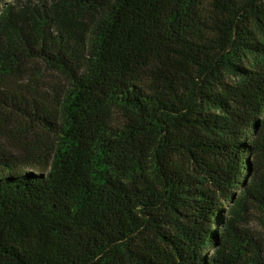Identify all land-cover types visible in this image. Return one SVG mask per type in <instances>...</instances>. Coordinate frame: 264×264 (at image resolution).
I'll return each instance as SVG.
<instances>
[{
    "label": "trees",
    "instance_id": "1",
    "mask_svg": "<svg viewBox=\"0 0 264 264\" xmlns=\"http://www.w3.org/2000/svg\"><path fill=\"white\" fill-rule=\"evenodd\" d=\"M0 264H264V0H0Z\"/></svg>",
    "mask_w": 264,
    "mask_h": 264
},
{
    "label": "rangeland",
    "instance_id": "2",
    "mask_svg": "<svg viewBox=\"0 0 264 264\" xmlns=\"http://www.w3.org/2000/svg\"><path fill=\"white\" fill-rule=\"evenodd\" d=\"M247 223L244 225L245 228H248L254 232H258L260 231V226L257 223V216L255 214H251L248 218H247Z\"/></svg>",
    "mask_w": 264,
    "mask_h": 264
}]
</instances>
